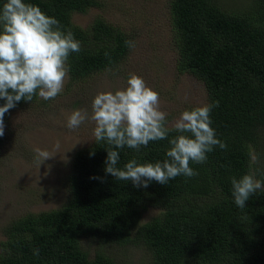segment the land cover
Here are the masks:
<instances>
[{
	"label": "trees",
	"instance_id": "1",
	"mask_svg": "<svg viewBox=\"0 0 264 264\" xmlns=\"http://www.w3.org/2000/svg\"><path fill=\"white\" fill-rule=\"evenodd\" d=\"M24 2L57 19L80 42L81 51L67 61L71 80L114 66L129 49L127 33L99 16L85 27L72 22L73 12L84 13L99 5L97 0ZM244 2L228 9L217 0H168L176 70L202 82L206 104L218 101L210 113L211 127L227 148L215 146L204 163L190 162L197 176L180 175L164 185L150 181L145 188L106 174L110 146L94 139L74 152L65 177L68 196L60 206L9 222L0 240V264H116L104 249L111 243H142L147 264H264V193L250 197L241 209L230 182L247 173L248 146L264 141V0ZM4 103L0 99V106ZM168 148L165 139L139 151L114 149L117 167L131 159L163 161ZM260 161L253 168L264 182ZM147 207L158 212L139 223ZM86 237L103 249L89 257L81 246ZM33 249H39L38 256Z\"/></svg>",
	"mask_w": 264,
	"mask_h": 264
},
{
	"label": "rangeland",
	"instance_id": "2",
	"mask_svg": "<svg viewBox=\"0 0 264 264\" xmlns=\"http://www.w3.org/2000/svg\"><path fill=\"white\" fill-rule=\"evenodd\" d=\"M97 1L99 5L90 6L84 13L73 12L72 22L85 27L99 16L124 30L135 47L129 48L114 66L92 72L80 81L68 78L63 92L55 99L45 101L36 95L31 102L7 112L4 135L0 137V240L5 239L4 230L15 217L56 208L67 198L65 177L72 156L76 150L92 144L95 125L89 119L79 128L69 130L66 119L73 109H84L91 115V102L98 92L124 88L129 73H135L159 94L169 126L182 111L207 102L202 82L176 70L168 0ZM244 1L217 0L228 9L246 5ZM57 141L58 153L37 167L33 149L51 152ZM253 149L264 161V141L260 139ZM157 212V208L147 207L140 214L139 223ZM81 246L89 257L95 249H103L91 237L82 238ZM104 249L116 264L148 263L149 254L142 243L125 246L111 243Z\"/></svg>",
	"mask_w": 264,
	"mask_h": 264
},
{
	"label": "clouds",
	"instance_id": "3",
	"mask_svg": "<svg viewBox=\"0 0 264 264\" xmlns=\"http://www.w3.org/2000/svg\"><path fill=\"white\" fill-rule=\"evenodd\" d=\"M125 45L135 47L126 40ZM81 44L69 29L46 15L38 6L24 0H6L0 6V137L4 135L3 118L21 100L31 102L35 95L47 101L64 90L69 78L67 64L71 53H79ZM108 56V53H105ZM218 101L184 110L168 124L167 113L161 110L159 94L144 79L129 73L126 86L113 91L98 92L91 102V115L84 109H73L67 116L66 127L75 130L86 120L94 122L93 135L97 142L105 141L110 148L105 161V173L117 180L131 181L134 187H148L150 181L166 184L183 175L194 177L198 172L190 162L202 164L215 146L227 145L216 138L211 127L210 113ZM176 135L170 137V133ZM168 140L166 159L154 163H138L131 159L117 167L119 152L127 146L139 151L149 142ZM60 148L57 141L53 151L34 148V162L39 167L54 157ZM249 164L246 174L231 177V195L238 208L257 193H264V182L256 178L253 166L259 155L248 146ZM39 255V249H33Z\"/></svg>",
	"mask_w": 264,
	"mask_h": 264
}]
</instances>
